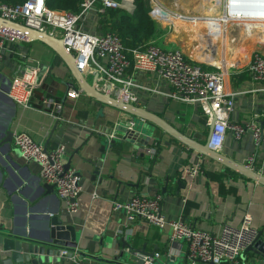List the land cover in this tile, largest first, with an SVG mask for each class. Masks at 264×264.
<instances>
[{
  "label": "crops",
  "instance_id": "obj_1",
  "mask_svg": "<svg viewBox=\"0 0 264 264\" xmlns=\"http://www.w3.org/2000/svg\"><path fill=\"white\" fill-rule=\"evenodd\" d=\"M176 1L155 8L149 4L155 13V18L151 16L153 21L164 32L153 42L171 50L181 49L189 59L206 67L225 66L224 92L236 94L231 122L243 124L255 114L264 117V94L254 92L259 89V84L254 83L248 73L253 51L260 45L233 48L230 53L225 51L227 44L219 46L222 38L232 37L240 29L235 20L226 24L225 17L228 13L231 16V12L235 15L244 7L232 8L226 15L219 11L215 19L199 18L221 35L217 50L210 43L211 39L207 41L212 36L206 35L208 30L203 35L199 33L202 25L190 22L196 11L191 5L193 0ZM211 6L203 3L200 10L211 13L217 7L212 3ZM101 20L102 17L93 11L83 22V28L103 35ZM260 32H264V26ZM250 33L252 38L257 35L254 31ZM47 48L41 42L22 43L0 64V91L5 94L0 95V226L7 230L12 227L21 231L32 230L41 238L50 228V218L59 214L64 217L65 224L76 228L81 251L110 261L123 246L135 250L146 248L149 254H160L157 264H190L186 258V246L171 240L168 227L159 229L139 220L130 223L124 212L114 211L115 202L124 204L135 195H160L163 197L162 213L169 221L182 219L198 229L219 234L223 226H241L245 216L251 215L254 227L259 232L264 230L263 186L199 155L159 129L151 138L146 124L138 127L141 135L137 144L123 140L131 116L89 98L84 92L79 99H69L67 84L77 85L75 79L62 60L56 62V55ZM37 63L41 66L42 82L35 92L33 107L25 109L9 97L10 87L19 70L35 67ZM127 75L145 88L157 91L134 90L139 107L160 116L187 137L205 144L209 127L199 106L167 98L170 86L151 74L129 71ZM86 78L90 82L94 80V77ZM45 99L62 106L63 122H56L46 112ZM9 132L13 137L19 132L25 133L48 150L59 143L65 144L66 165L70 163V169L81 176L80 209L76 214L66 211V205L57 197L56 191L49 193L43 188L39 165L19 156L13 139L10 145L2 144ZM112 132L118 138L109 141L106 135ZM142 136L151 140L148 142ZM254 141L250 135L237 141L233 133L228 132L220 153L264 175V142L257 147ZM151 150L155 154H151ZM251 158L254 159L253 165L249 164ZM199 161L203 173L192 180H181L182 169ZM99 163L100 173L96 176L95 165ZM74 257L78 259L77 264H101ZM244 262L254 264V255L247 251ZM59 264L74 263L66 259Z\"/></svg>",
  "mask_w": 264,
  "mask_h": 264
},
{
  "label": "built area",
  "instance_id": "obj_2",
  "mask_svg": "<svg viewBox=\"0 0 264 264\" xmlns=\"http://www.w3.org/2000/svg\"><path fill=\"white\" fill-rule=\"evenodd\" d=\"M209 1L225 15L232 8L245 7L244 12L237 13L236 18L232 19L239 23H264L262 0H257L259 6L254 3L248 5L250 0H243L237 5L235 0ZM47 5L46 0H27L17 5L0 3V18L41 33L47 32L60 39L65 51L76 60L78 71L85 77L98 76L97 86L101 91L110 88L113 95L124 93L126 103H138L134 90L157 93L156 90L138 84L132 76L129 77L127 75L129 71L151 74L166 82L171 88L166 97L182 104L199 106L207 118L208 127L213 116L217 118L210 140L211 147L216 152H220L228 132H232L237 141H241L247 135L252 136L257 147L264 142L262 124L264 117L255 114L249 122L243 124L231 122L233 98L236 94L224 92L226 77L224 65H208L211 67L208 68L189 59L181 49H165L155 42H147L127 50L116 33L100 35L83 28V22L93 11L100 16L106 15L110 9L134 12L136 8L134 0H84L81 12L77 14L52 10ZM151 16L155 18L154 10ZM227 16L230 17V13ZM190 22L203 24L205 20L195 18ZM259 35L264 40V32H259ZM28 42L24 36L0 25V64L14 48ZM40 68L39 63L35 67L23 68L12 81L9 97L25 109L33 107L35 92L42 82ZM248 73L250 79L259 84V89L254 92L264 94V53L255 52L252 55ZM100 80L103 87L99 85ZM82 94L81 90H70L68 98L76 100ZM43 104L46 112L56 122L64 121L60 115L62 109L60 104L51 99L43 100ZM134 126L131 118L127 123V129L132 132ZM106 136L109 141L118 138L115 132ZM12 143L26 161L39 165L41 181L44 185L54 188L57 197L65 203L66 211L76 214L80 209L82 186L76 172L66 168L68 153L65 144L59 143L48 150L45 145L20 132L14 135ZM150 153L155 154V151L151 150ZM253 162L254 159L251 158L249 164L253 165ZM203 170L201 161L185 166L181 171V180L195 179ZM162 198L160 195L155 197L135 195L124 204L115 202L114 211L124 212L130 223L139 220L159 229L170 228L171 240L186 246V258L190 264H245L244 255L259 234L253 225L251 215L245 216L241 226L225 225L219 234H213L198 229L182 219L167 220L162 213ZM67 255L68 251L61 252L62 258H66ZM159 258L160 254H155L153 258L146 257V264H154ZM71 260L74 264L78 263L76 257Z\"/></svg>",
  "mask_w": 264,
  "mask_h": 264
},
{
  "label": "water",
  "instance_id": "obj_3",
  "mask_svg": "<svg viewBox=\"0 0 264 264\" xmlns=\"http://www.w3.org/2000/svg\"><path fill=\"white\" fill-rule=\"evenodd\" d=\"M0 25L8 30L14 31L24 36L30 42H41L51 49L56 56L67 66L71 75L75 79V84L68 83V93L70 90H82L89 98H93L97 102L119 110L129 116L135 126L132 132L125 126V137L123 140L130 142L131 144H137L139 140L138 127L141 124H146L148 130L147 133L153 136L156 129L161 130L166 135L175 139L182 145L188 147L190 150L195 151L201 156L208 158L223 168L237 172L253 182L264 187V175L254 170L250 166L240 164L220 152H216L212 149L210 140L214 133L215 124L217 118L213 116V120L209 125L208 137L205 144L196 141L193 138L187 137L185 134L180 132L173 125L168 123L160 116L138 106V104L126 103L124 99L125 94L120 93L113 95L111 89L108 88L106 91H101L98 88V76H95L91 82L77 69L76 60L72 58L70 54L65 51L63 42L50 35L47 32H39L27 28L24 25H20L14 22L6 21L0 18ZM78 87V88H77ZM1 97L4 96V92L0 91ZM150 133H149V132ZM148 142L151 140L150 137H143ZM13 139V133L9 132L7 138L2 142L4 146L10 145ZM19 156L22 154L17 150ZM101 163V162H100ZM96 164L95 175L98 176L100 173L101 164ZM67 169H70V163L66 165ZM78 177H81L79 173H76ZM49 193H54V188L48 185L43 187ZM49 229L45 237H37L32 230H18L15 227L7 230L2 225L0 226V264H59L64 262L66 259H71L75 255H78L82 259L95 261L101 264H146V257L153 258L155 254H149L144 249L135 250L123 246L118 255L110 260L101 256L88 254L81 251L78 247L79 234L76 228L72 225L65 224L64 217L59 214L50 218ZM264 230L259 232L255 243L248 249L255 257L254 264H264ZM62 251H68L66 258L61 257ZM156 262L155 264H157Z\"/></svg>",
  "mask_w": 264,
  "mask_h": 264
},
{
  "label": "trees",
  "instance_id": "obj_4",
  "mask_svg": "<svg viewBox=\"0 0 264 264\" xmlns=\"http://www.w3.org/2000/svg\"><path fill=\"white\" fill-rule=\"evenodd\" d=\"M27 0H0V3L8 5L22 4ZM84 0H46L47 7L52 10L80 13ZM135 10L128 13L123 10H107L106 15L101 16L103 30L106 33H116L122 40L127 50L134 49L147 42H153L161 37L164 32L151 17L152 7L146 0H134ZM56 62H60L55 56Z\"/></svg>",
  "mask_w": 264,
  "mask_h": 264
},
{
  "label": "rangeland",
  "instance_id": "obj_5",
  "mask_svg": "<svg viewBox=\"0 0 264 264\" xmlns=\"http://www.w3.org/2000/svg\"><path fill=\"white\" fill-rule=\"evenodd\" d=\"M175 0H146V3L147 4H150L152 3V6L155 8V6H159V5H164V6H169V4H173ZM178 1H182V0H177L176 2ZM242 2V0H235V4H240ZM168 4V5H167ZM203 4V2L200 0H193V2L191 3V5L196 8V11L195 13L192 15V17L195 18H210L212 16V12L211 13H203L201 10H200V7L201 5ZM152 7V8H153ZM198 9V10H197ZM214 9H217L218 11H220V9H218V7L214 8ZM203 10V9H202ZM152 12H153V9H152ZM234 12H231V15L233 14ZM186 17H190V16H186ZM237 24V23H236ZM201 25H204V24H201ZM238 27L240 28L238 30V32H236V34L234 36H230L228 38H222L221 41H219V46L220 45H223V44H227L228 47H225V51L226 53L229 52L233 49V48H244L246 49L247 47H251L253 45H255L256 47V44H259L260 45V48L256 47L254 49V53L255 52H261V53H264V40H262V36L259 35V33H257V35L255 37H250V36H253L252 33L250 32H245V29L244 26L238 22ZM206 31L205 28L202 29L201 32L199 33H203L204 35V32ZM255 32V31H254ZM245 34V35H243ZM247 35V36H246ZM246 36V37H245ZM196 38V37H195ZM199 39V35L197 37ZM236 39V41H234L233 39ZM202 41V40H201ZM160 47H161V44H160ZM163 47V46H162ZM165 49H168V47H163ZM49 50V48H47ZM232 52V51H231ZM252 54V53H251ZM231 59L229 58V61ZM232 61V60H231ZM233 64V63H231ZM215 65V64H214Z\"/></svg>",
  "mask_w": 264,
  "mask_h": 264
},
{
  "label": "bare ground",
  "instance_id": "obj_6",
  "mask_svg": "<svg viewBox=\"0 0 264 264\" xmlns=\"http://www.w3.org/2000/svg\"><path fill=\"white\" fill-rule=\"evenodd\" d=\"M200 1V0H199ZM204 4H206V6H208L209 8H211L212 6H211V3L209 2V0H201ZM255 4V5H257V6H259V3L257 2V0H250V1H248V5H251V4ZM168 5V4H167ZM170 5V4H169ZM182 7V6H181ZM177 8V7H176ZM184 8V7H183ZM175 9V8H174ZM244 9V11H245V7L244 8H242V10ZM242 10H240V12L242 11ZM264 10V9H263ZM214 11V12H213ZM213 11H211L212 13V16H211V18H214L215 19V17L219 14V11L217 10V9H213ZM243 11V12H244ZM240 12H238V13H240ZM237 14V13H236ZM235 14V15H236ZM235 15H231L230 17H225V22H231L232 21V19H235L236 17H235ZM213 19V20H214ZM211 20V19H210ZM212 20V21H213ZM244 26V28H246L245 30L247 31V32H250V31H255L256 33H259L260 32V29L264 26V23H254V24H244L243 25ZM202 28H205L206 30H208V33L206 34V35H212V36H210V38H208L207 39V41L209 42V40L211 41L210 43L211 44H213L214 46H216V48H217V50H218V37H220L221 35L217 32V30L215 31V30H213L212 28H211V26L208 24V23H205L204 25H202L201 26ZM215 36V37H214ZM206 44V43H205ZM208 44V43H207ZM209 45V44H208ZM212 46V45H211ZM99 85L101 86V87H103V83H102V81L100 80L99 81Z\"/></svg>",
  "mask_w": 264,
  "mask_h": 264
},
{
  "label": "clouds",
  "instance_id": "obj_7",
  "mask_svg": "<svg viewBox=\"0 0 264 264\" xmlns=\"http://www.w3.org/2000/svg\"><path fill=\"white\" fill-rule=\"evenodd\" d=\"M262 3H264V0H262Z\"/></svg>",
  "mask_w": 264,
  "mask_h": 264
}]
</instances>
